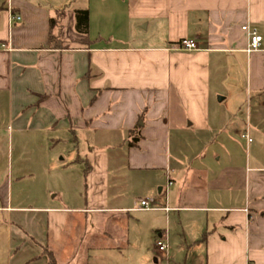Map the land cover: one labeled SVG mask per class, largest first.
Returning <instances> with one entry per match:
<instances>
[{
  "label": "crops",
  "instance_id": "1",
  "mask_svg": "<svg viewBox=\"0 0 264 264\" xmlns=\"http://www.w3.org/2000/svg\"><path fill=\"white\" fill-rule=\"evenodd\" d=\"M90 1L86 34L64 2L1 1L0 264H47L44 251L58 264H127L126 218L146 199L157 209L146 212L190 215L203 264H264V0ZM243 25L259 50L245 52ZM181 40L196 49L174 51ZM230 132L240 143L218 139ZM216 140L223 163L208 155ZM57 166L79 168L81 202L35 195L34 175L46 184Z\"/></svg>",
  "mask_w": 264,
  "mask_h": 264
},
{
  "label": "rangeland",
  "instance_id": "2",
  "mask_svg": "<svg viewBox=\"0 0 264 264\" xmlns=\"http://www.w3.org/2000/svg\"><path fill=\"white\" fill-rule=\"evenodd\" d=\"M1 1L6 2L4 5L6 6L8 0H1ZM30 1H35L39 3H46V2L50 3L53 0H30ZM55 1H58L59 4H62L61 2H64L66 8L73 11L82 10V9L85 10L86 7H88L89 3L91 2L90 0H55ZM92 26L94 27L95 25ZM92 26L91 28L93 29ZM129 42H136V41H129ZM228 122H231L232 124L234 121L229 120ZM222 138L235 140L237 142L239 141V143L241 141L239 135H235L233 132H230L229 135L227 136L218 137L219 140ZM257 139H258V147L260 151L257 153L256 156L261 158L262 156H264V143L263 141H261V136H257ZM201 147L202 146L197 144L194 147V150H190L191 152L182 153L183 154L182 158L188 157L189 159L191 156L193 157L197 153L196 151ZM218 147L219 146L217 145V140H216L215 145H210L208 155L210 156L212 154H217V155L220 154L221 158L219 163H223L226 161V158L223 154L218 153ZM62 148H66L65 145L60 146V149ZM239 148H240L238 149L239 154L242 156V158H246L247 151L245 150L243 145L242 144L241 146L239 145ZM66 150L70 152L71 157L69 158H71L72 161L73 158L72 156L74 153L71 151V148H69L68 145ZM67 151H65L66 152L65 155L68 154ZM62 157H64V153H60L59 156L57 157V160H60V158ZM69 158L66 157L65 161L68 160ZM186 162L187 160L182 159V163L186 164ZM60 164L62 165V163L60 162L56 163V165H60ZM76 169L78 170L79 168L71 167V168L63 169L57 166L54 169H51L50 176H46L45 178L46 184H43L42 181H40L41 180L40 174L34 175L32 179H34L33 187L35 189L34 190L35 195L36 194L43 195L44 197L49 196L51 198L54 196V194H56V197L52 198L53 203H55L56 205L61 203V205L63 206H73L74 204L81 202L73 199V192L77 191V189L80 188V186L83 189V185H84L82 183L79 186V181H78L79 176L77 175V172L75 174ZM37 180H39L38 183ZM48 189L50 192L49 195H47ZM133 189L135 190L133 191V195L140 196L137 191L139 188H133ZM151 191L153 196L164 197V194L162 195L158 194V187H152ZM146 200L149 201L150 199H146ZM34 201L35 203L36 201L40 202L39 200H36V197ZM152 204L153 207L156 205L154 201ZM189 216L190 215L185 212H181V213L173 212L167 218L164 217V214L159 212H146V211H137V210L136 212H130L129 217L126 218L127 228L129 229V233H130L129 246L122 249V251L118 255L124 257L127 264H203L204 252H203L202 243L201 242L192 243V241H190L192 237L187 229V225L190 220ZM156 231L157 232L162 231L167 233L166 242L168 244V249L162 258H159L155 254L156 242H157ZM198 238L200 239L201 236ZM4 241H5V231L4 229H0V260L4 259L5 257ZM51 249L53 248L51 247ZM169 249L171 250L170 254H169ZM57 258L59 262H62L60 256Z\"/></svg>",
  "mask_w": 264,
  "mask_h": 264
},
{
  "label": "built area",
  "instance_id": "3",
  "mask_svg": "<svg viewBox=\"0 0 264 264\" xmlns=\"http://www.w3.org/2000/svg\"><path fill=\"white\" fill-rule=\"evenodd\" d=\"M21 20L20 15H15L13 13L10 14V21L11 22H18ZM241 30L246 33L248 38V43L245 52L246 53H252L254 51H257L260 49L261 44L263 42V38L257 34L256 29L250 28L247 25H243L241 27ZM174 51H192L196 49V44L192 40H181L172 48ZM241 138H243L246 143L251 142V138L249 135L243 134L241 135ZM171 185L170 181H167L166 191L167 188ZM137 211H154L157 210L153 207H151V201L147 200H140L138 207L135 209ZM168 210V209H165ZM156 249L159 253H165L168 249V244L165 239L163 238H157L156 242Z\"/></svg>",
  "mask_w": 264,
  "mask_h": 264
},
{
  "label": "trees",
  "instance_id": "4",
  "mask_svg": "<svg viewBox=\"0 0 264 264\" xmlns=\"http://www.w3.org/2000/svg\"><path fill=\"white\" fill-rule=\"evenodd\" d=\"M75 14V21H76V29L80 33H87V28H88V11L87 10H76L74 12ZM64 16L63 11H57L55 18H51L49 20V28H50V36H49V43L52 45V43L57 42L56 37L52 35V30L58 26L60 21L62 20ZM58 43V42H57ZM139 140V137H135L132 142L129 144L130 146H135L136 141ZM44 255L47 258V264H58L54 258V256L47 252H43Z\"/></svg>",
  "mask_w": 264,
  "mask_h": 264
},
{
  "label": "water",
  "instance_id": "5",
  "mask_svg": "<svg viewBox=\"0 0 264 264\" xmlns=\"http://www.w3.org/2000/svg\"><path fill=\"white\" fill-rule=\"evenodd\" d=\"M158 192H160V189H158ZM156 261V260H155Z\"/></svg>",
  "mask_w": 264,
  "mask_h": 264
}]
</instances>
